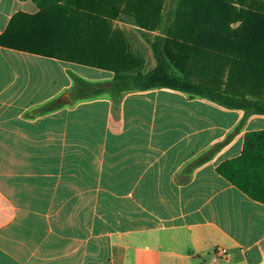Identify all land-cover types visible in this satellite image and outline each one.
<instances>
[{"label": "crops", "instance_id": "crops-1", "mask_svg": "<svg viewBox=\"0 0 264 264\" xmlns=\"http://www.w3.org/2000/svg\"><path fill=\"white\" fill-rule=\"evenodd\" d=\"M167 4L40 11L32 0H0V35L12 19V41L54 37L61 53L75 43L82 57L134 56L147 71L156 61L139 25H162ZM187 65L193 78L211 75L205 63ZM69 70L96 82L115 73L0 45V264L264 263V203L216 171L241 153L247 131L264 129V114H251L181 183V167L213 152L243 110L170 88L127 92L117 109L108 94L73 101ZM219 246L227 255L214 261Z\"/></svg>", "mask_w": 264, "mask_h": 264}, {"label": "trees", "instance_id": "trees-1", "mask_svg": "<svg viewBox=\"0 0 264 264\" xmlns=\"http://www.w3.org/2000/svg\"><path fill=\"white\" fill-rule=\"evenodd\" d=\"M32 1L40 11H45L61 3L80 4L91 0ZM143 1L172 3L163 11L162 25H139L156 61L147 71L142 70L134 56L123 59L110 52L108 56L96 59L82 57L83 52L73 50L77 48L75 43L67 44L73 46L71 51L61 53L58 39L54 37L51 42L43 38L40 41H12V19L0 35V45L114 70L113 78L108 82H96L69 70L72 80L69 95L73 101L108 94L117 109L127 92L170 88L189 97H203L228 108L242 109L244 113L239 124L224 141L213 146V152L200 154L181 167L177 180L185 183L193 170L240 130L251 114H264V8L263 4L258 6L245 0ZM143 12L132 16H152L149 11ZM155 12L160 16V8ZM155 29H159V33L152 34L150 31ZM190 59H195L197 69L199 64L202 68L205 63L206 71L211 73L207 81L191 77L187 65ZM216 171L249 197L264 203V129L247 131L241 153L222 160Z\"/></svg>", "mask_w": 264, "mask_h": 264}, {"label": "rangeland", "instance_id": "rangeland-1", "mask_svg": "<svg viewBox=\"0 0 264 264\" xmlns=\"http://www.w3.org/2000/svg\"><path fill=\"white\" fill-rule=\"evenodd\" d=\"M245 2H250V4H254V5H259L258 3H257V0H245ZM260 2L263 4L262 5V7L264 8V0H260ZM257 3V4H256ZM261 5V4H260ZM133 33H137L138 34V32H133ZM135 45L137 46V47H139L140 49H144V50H146L145 51V54L147 55V49H148V47H147V44H146V42L145 41H143V40H141V37L139 38H137V39H135ZM149 50V49H148ZM150 56H151V54H149ZM95 77V76H94Z\"/></svg>", "mask_w": 264, "mask_h": 264}, {"label": "built area", "instance_id": "built-area-1", "mask_svg": "<svg viewBox=\"0 0 264 264\" xmlns=\"http://www.w3.org/2000/svg\"><path fill=\"white\" fill-rule=\"evenodd\" d=\"M227 255V249L225 247L219 246L215 251L214 261H216L219 257H223Z\"/></svg>", "mask_w": 264, "mask_h": 264}]
</instances>
